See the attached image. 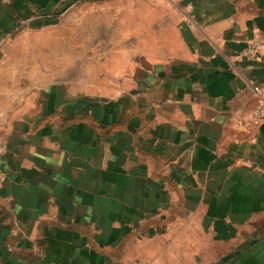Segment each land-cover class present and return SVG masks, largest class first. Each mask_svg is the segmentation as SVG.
<instances>
[{"label": "crops", "instance_id": "0c3cea01", "mask_svg": "<svg viewBox=\"0 0 264 264\" xmlns=\"http://www.w3.org/2000/svg\"><path fill=\"white\" fill-rule=\"evenodd\" d=\"M47 1L68 18L32 38L41 1L0 0V264H217L256 239L223 264H264V125H236L264 0ZM101 13L106 82L45 84V45L64 59Z\"/></svg>", "mask_w": 264, "mask_h": 264}, {"label": "rangeland", "instance_id": "374dc122", "mask_svg": "<svg viewBox=\"0 0 264 264\" xmlns=\"http://www.w3.org/2000/svg\"><path fill=\"white\" fill-rule=\"evenodd\" d=\"M40 10L35 11L34 13V19L33 22L35 23L34 28L29 31L28 36L32 38L37 37H45L47 36H57L58 31L63 26H60L57 24L61 21L63 22L68 18V11L66 9L63 11L62 8L55 9L52 8L49 11H46L45 8H49L48 1L45 4V0H40ZM55 1V0H52ZM73 1V0H72ZM71 0H65L66 5L70 3ZM43 3V5H42ZM60 3V2H59ZM52 4V3H51ZM65 5V6H66ZM121 4L119 5V7ZM62 9V10H61ZM109 17L113 15L114 19L116 20L118 17L117 13L114 14H107ZM96 16H100L101 22L98 25V28L96 31L94 29L91 30V28H88L87 32L91 31V34L85 36L86 38H83L82 40H86L85 42H82L81 44H76L73 41L74 36H69V31L64 30L66 35V45H65V52L66 57L63 59L62 56L59 54H56L57 56H60L61 60H55L54 56L55 54L53 52L57 53V50L61 49V45H45L44 47V53H45V84L50 81H64L66 84H69L71 86L77 85L80 82L82 84H92V80H98L99 82H106L105 73L99 76H95V74H100V65H103L102 68H104L106 61H99L94 60L91 58V53L98 52V53H105L107 51V42L110 38L115 36V31L112 29L107 30L105 28V17L106 13L96 14ZM87 17H90L87 15ZM110 19V18H109ZM112 19V17H111ZM87 20V19H86ZM56 22V24H55ZM89 22V21H88ZM55 24V25H46V24ZM98 32L97 36H95L93 33ZM109 31V32H108ZM103 34H101V33ZM108 32V33H107ZM111 32L114 34L111 36ZM110 33V35H109ZM25 36L23 34H19V36ZM97 38V39H96ZM100 38V39H99ZM35 42V41H33ZM35 47H38L35 43ZM121 45L118 46L120 48ZM11 46H7V50L4 48V53L7 55V53L10 52ZM2 56V55H1ZM81 58H79V57ZM3 59L6 58V60L9 62L10 57H6L3 55Z\"/></svg>", "mask_w": 264, "mask_h": 264}, {"label": "built area", "instance_id": "2783aa9c", "mask_svg": "<svg viewBox=\"0 0 264 264\" xmlns=\"http://www.w3.org/2000/svg\"><path fill=\"white\" fill-rule=\"evenodd\" d=\"M261 51L259 43L251 44L244 52L247 57L257 56ZM253 92L257 98V105L246 115L236 120V125L241 130H254L259 126L264 125V82L253 84ZM7 154V143L3 138H0V184L7 180V175L4 172L1 162Z\"/></svg>", "mask_w": 264, "mask_h": 264}, {"label": "water", "instance_id": "95a60500", "mask_svg": "<svg viewBox=\"0 0 264 264\" xmlns=\"http://www.w3.org/2000/svg\"><path fill=\"white\" fill-rule=\"evenodd\" d=\"M259 241V239L253 240L251 241L249 244H247L246 246H244L243 248H241L240 250H238L237 252H234L232 254H229L228 256L224 257L222 260H220L217 264H223L226 261L230 260L231 258L237 256L238 254H240L241 252L247 250L249 247L253 246L254 244H256Z\"/></svg>", "mask_w": 264, "mask_h": 264}]
</instances>
